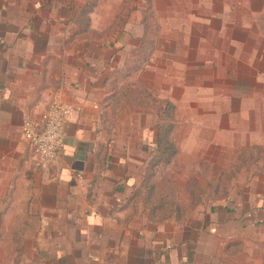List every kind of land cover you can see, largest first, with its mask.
<instances>
[{"label": "rangeland", "instance_id": "374dc122", "mask_svg": "<svg viewBox=\"0 0 264 264\" xmlns=\"http://www.w3.org/2000/svg\"><path fill=\"white\" fill-rule=\"evenodd\" d=\"M17 1L27 4L18 14L31 13L27 24L49 34L50 44L113 50L120 67L109 78L110 125L134 136L140 130L160 135L159 143H147L130 202L151 222L200 230L198 248L184 264H264V226L225 221L218 231L207 230L214 206L264 197V78L257 73L254 85L248 57L235 58L231 72L210 55L208 73L204 66L201 73L202 58L192 54L202 47L205 28L188 26L186 0ZM254 44L264 48L263 40ZM212 45L203 42L209 51ZM250 99L256 121L248 114ZM13 203L0 202V264H45L34 248L38 217L23 202Z\"/></svg>", "mask_w": 264, "mask_h": 264}, {"label": "crops", "instance_id": "0c3cea01", "mask_svg": "<svg viewBox=\"0 0 264 264\" xmlns=\"http://www.w3.org/2000/svg\"><path fill=\"white\" fill-rule=\"evenodd\" d=\"M26 5L0 0V202L6 197L13 204L23 202L25 211L38 217L34 248L45 264L190 261L199 245L198 228L151 222L130 202L131 191L142 180L147 143L155 142L156 132L140 130L134 136L110 125L109 78L120 67L113 63V50L50 44L49 34L34 32L27 24L31 13L18 14ZM185 7L191 10L185 16L188 26L205 28L206 35L198 39L202 47L192 54L202 58L201 73L203 66L208 73L210 55L222 60L216 66L227 65L231 72L234 59L247 56L254 85L257 73L264 78V48L250 45L264 41V0H186ZM210 25L215 29L210 31ZM209 39L210 51L203 48ZM244 41L249 43L241 45ZM172 80L170 87L176 83ZM56 99L78 113L65 127L56 161L41 163L22 139V124ZM255 105L252 101L248 112L254 121ZM210 211V232L225 221L245 228L264 226V197Z\"/></svg>", "mask_w": 264, "mask_h": 264}, {"label": "built area", "instance_id": "2783aa9c", "mask_svg": "<svg viewBox=\"0 0 264 264\" xmlns=\"http://www.w3.org/2000/svg\"><path fill=\"white\" fill-rule=\"evenodd\" d=\"M78 109L60 99L52 103L36 117L23 121L22 139L32 148L41 163H52L63 146L65 127Z\"/></svg>", "mask_w": 264, "mask_h": 264}, {"label": "trees", "instance_id": "16d2710c", "mask_svg": "<svg viewBox=\"0 0 264 264\" xmlns=\"http://www.w3.org/2000/svg\"><path fill=\"white\" fill-rule=\"evenodd\" d=\"M156 140H157V143L160 142V135H159V132L156 133Z\"/></svg>", "mask_w": 264, "mask_h": 264}]
</instances>
